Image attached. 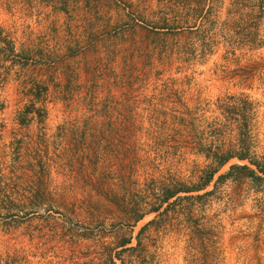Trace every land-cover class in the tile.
I'll return each mask as SVG.
<instances>
[{"label": "rangeland", "instance_id": "374dc122", "mask_svg": "<svg viewBox=\"0 0 264 264\" xmlns=\"http://www.w3.org/2000/svg\"><path fill=\"white\" fill-rule=\"evenodd\" d=\"M244 112L262 161L264 0H0V264H264L247 161L163 204Z\"/></svg>", "mask_w": 264, "mask_h": 264}, {"label": "trees", "instance_id": "16d2710c", "mask_svg": "<svg viewBox=\"0 0 264 264\" xmlns=\"http://www.w3.org/2000/svg\"><path fill=\"white\" fill-rule=\"evenodd\" d=\"M250 120L251 118L247 115L246 112H244L241 115V119L239 121L240 122L239 124L241 126L239 135L241 136L242 134V136H245L246 139L242 141V150L240 152L236 154L223 155L220 154V152L216 151L213 154L211 153L206 154V157L208 159H211L213 161V164H216L215 168L210 167V169L204 170L203 174L199 178V182L191 188L180 189L176 191H167L163 199V204H166L167 202L170 201V199L178 196L180 193H199L206 190V188H208L213 182L219 170L232 158H238L241 161H247L249 165L255 167V169H251L249 165H234L231 167V171L225 175H221L219 177V180H222L226 177H231L235 171L248 172V176L254 180H258V181L264 180V160L259 161L255 157L251 156L248 150H243V147L246 144L244 142H246L247 138H249V135L252 134L251 129L249 127ZM197 197H201V195H197V196L193 195L192 197H188V198H197ZM206 240L209 241L210 243H213L212 245L214 246L215 240L213 233L209 232L206 235ZM130 243H131L130 241H126V243L123 244L122 246H127ZM212 245H210L209 248L207 247V249L205 250L203 264H219L217 260L219 257V251ZM132 249L133 248L128 247L125 250L130 251ZM113 264H116V262H113Z\"/></svg>", "mask_w": 264, "mask_h": 264}]
</instances>
